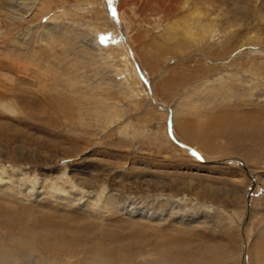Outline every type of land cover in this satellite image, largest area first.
I'll return each mask as SVG.
<instances>
[{
  "label": "rangeland",
  "instance_id": "rangeland-1",
  "mask_svg": "<svg viewBox=\"0 0 264 264\" xmlns=\"http://www.w3.org/2000/svg\"><path fill=\"white\" fill-rule=\"evenodd\" d=\"M98 255L264 264V0H0V264Z\"/></svg>",
  "mask_w": 264,
  "mask_h": 264
},
{
  "label": "bare ground",
  "instance_id": "bare-ground-1",
  "mask_svg": "<svg viewBox=\"0 0 264 264\" xmlns=\"http://www.w3.org/2000/svg\"><path fill=\"white\" fill-rule=\"evenodd\" d=\"M178 1V0H177ZM172 4V3H171ZM174 4V3H173ZM176 4V3H175ZM182 4V3H181ZM180 4V5H181ZM188 3H185V1H183V6H185V5H187ZM167 6V5H166ZM181 7H182V5H181ZM189 7V6H188ZM192 8H193V6H192ZM200 8V7H199ZM115 9H117L116 7H115ZM164 10V9H163ZM176 10V9H175ZM188 10H191V9H188ZM193 10V9H192ZM116 11V10H115ZM126 11V10H125ZM172 11V10H171ZM178 11V10H177ZM121 12V11H120ZM180 13H182V12H180ZM118 14V12H116V15ZM122 14V13H121ZM174 14V13H173ZM186 14V13H185ZM184 14V15H185ZM189 13H187V15H188ZM181 15V14H180ZM126 19V18H125ZM200 19V18H199ZM182 20V19H181ZM170 23V22H169ZM198 23H199V21H198ZM206 23V22H205ZM183 24H184V22H183ZM210 24V23H209ZM216 24V23H215ZM174 25V24H173ZM201 25V24H200ZM164 26V25H163ZM176 26V25H175ZM199 26V25H198ZM177 27V26H176ZM180 27H181V25H180ZM216 27V26H215ZM168 28V27H167ZM210 28V27H209ZM183 29H184V26H183ZM212 29V28H211ZM210 29V30H211ZM213 30V29H212ZM217 30V29H216ZM185 31V30H184ZM186 33H187V31H185ZM215 32V31H214ZM184 33V32H183ZM226 81V80H225ZM224 81V82H225ZM233 82V81H232ZM221 83V82H220ZM224 84V83H223ZM236 84V83H235ZM222 85V84H221ZM253 86V85H252ZM251 86V87H252ZM236 89V88H235ZM249 89V88H248ZM245 95V94H244ZM248 95V94H247ZM43 103V102H42ZM64 114V113H63ZM202 121V120H201ZM243 126V125H242ZM234 137V136H233ZM179 232V231H178ZM131 234V233H130ZM100 236V235H99ZM138 236V235H137ZM137 236H136V238H134V239H140L141 240V238H137ZM105 237V236H104ZM118 238H120V237H126V235H119L118 234V236H117ZM170 237V236H169ZM175 237H176V235H175ZM178 238V237H177ZM126 238H122L121 239V241H123V240H125ZM170 239V238H169ZM175 239V238H174ZM99 241V240H98ZM102 241V240H101ZM118 241V240H117ZM173 241V240H172ZM177 241V240H176ZM186 241V240H185ZM162 242V241H161ZM180 242V241H179ZM169 243V242H168ZM175 243V242H174ZM183 243V242H182ZM102 244V243H101ZM181 244V243H180ZM160 245H161V243H160ZM163 245V244H162ZM109 246H111V245H108V247ZM136 247V246H135ZM104 248V247H103ZM138 248V247H137ZM177 248V247H176ZM97 249V248H96ZM100 249V248H99ZM135 249V248H134ZM175 249V248H174ZM50 250V249H49ZM122 250V249H121ZM163 250V249H162ZM54 251V250H53ZM80 251V250H79ZM131 251V250H130ZM161 251V250H160ZM16 252V251H15ZM60 252V251H59ZM97 252H98V250H97ZM164 252H166V251H164ZM120 253H122V252H120ZM126 253V252H125ZM129 253V252H128ZM124 254V253H123ZM164 254V253H163ZM103 255V254H102ZM119 255V254H118ZM15 256V255H14ZM57 256V255H56ZM93 256V255H92ZM127 256V255H126ZM13 258V252H12V250H9V252L7 253V260H11ZM102 258H105V257H102ZM5 260V259H4ZM3 260V261H4ZM16 260V259H15ZM102 260V259H101ZM101 260H100V255H98V258L97 259H90L89 261H90V263L89 264H102V263H104V262H102L101 263ZM142 260V259H141ZM157 260H158V257H157ZM107 261V260H106ZM125 261H130V259H127V258H125L124 257V259H119V262L118 263H120V262H122V263H120V264H123V262H125ZM13 262V261H12ZM16 262V261H15ZM17 262H19V261H17ZM57 262V261H56ZM117 261H111L109 264H118V263H116ZM154 262V261H153ZM22 263V262H21ZM106 263V262H105ZM104 263V264H105ZM134 263V262H133ZM147 263V262H146ZM150 263V262H149ZM179 262H176L175 261V259L173 258L172 259V257L171 258H167L166 260H161L160 261V263H158V264H178ZM78 264V263H77ZM107 264V263H106ZM126 264V263H125ZM154 264V263H153ZM156 264V263H155ZM184 264V263H183Z\"/></svg>",
  "mask_w": 264,
  "mask_h": 264
}]
</instances>
